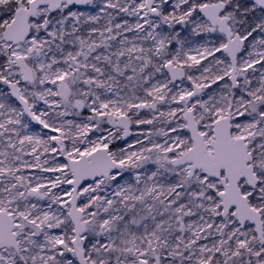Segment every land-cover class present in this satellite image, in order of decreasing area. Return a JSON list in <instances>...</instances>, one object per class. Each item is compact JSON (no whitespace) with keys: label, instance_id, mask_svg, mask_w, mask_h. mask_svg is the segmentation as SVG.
<instances>
[{"label":"snow or ice","instance_id":"obj_1","mask_svg":"<svg viewBox=\"0 0 264 264\" xmlns=\"http://www.w3.org/2000/svg\"><path fill=\"white\" fill-rule=\"evenodd\" d=\"M0 264H264V0H0Z\"/></svg>","mask_w":264,"mask_h":264}]
</instances>
